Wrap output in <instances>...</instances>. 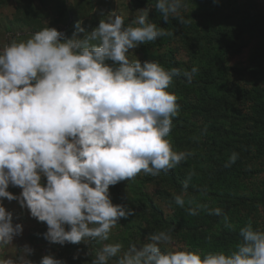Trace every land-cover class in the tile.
I'll return each instance as SVG.
<instances>
[{"label": "clouds", "instance_id": "obj_1", "mask_svg": "<svg viewBox=\"0 0 264 264\" xmlns=\"http://www.w3.org/2000/svg\"><path fill=\"white\" fill-rule=\"evenodd\" d=\"M185 7L186 0L154 3L163 21L179 24L186 22ZM152 9H138L128 24L110 11L90 31L77 21L71 37L47 25L0 47V199L17 201L44 222L49 243H101L90 264H264V229L251 223L239 228L240 239L229 252L189 250L175 241L171 228L126 248L103 243L121 218L135 215L112 203L110 186L141 173H168L193 155L174 151L168 139L180 108L169 88L179 76L190 83L198 69L166 70L157 61L129 56L140 44L173 35L149 18ZM237 159L231 153L225 167ZM194 174L174 195L181 208ZM10 185L21 189L19 195L7 190ZM201 209L233 227L220 207L198 204L186 211L195 216ZM14 218L0 203V264H37L27 244L4 254L23 231ZM38 264L67 261L49 253Z\"/></svg>", "mask_w": 264, "mask_h": 264}, {"label": "rangeland", "instance_id": "obj_2", "mask_svg": "<svg viewBox=\"0 0 264 264\" xmlns=\"http://www.w3.org/2000/svg\"><path fill=\"white\" fill-rule=\"evenodd\" d=\"M251 1L256 11L264 13V0ZM244 2L186 0V7L181 10L186 22L179 24L173 19L163 21L154 9L155 0H0V47L27 39L47 25L68 37L77 21L90 31L113 10L123 15L128 24L136 11L148 4L153 6L149 18L173 35L130 49V58L154 60L166 70L198 69L190 83L179 76L169 88L177 96L180 108L168 139L174 151H191L193 155L168 173H141L133 180L110 186L112 203L126 205L135 215L121 218L109 240L103 243L119 242L126 248L130 242H142L149 233L171 228L175 241L189 250L201 254L229 252L240 239V227L251 223L254 228L264 229V153L249 142L250 132L254 134L260 127L251 120L256 114L248 112L264 94V74H257L253 68V51L260 41L259 33L264 32V22L246 24L240 20ZM101 11L104 16H100ZM221 97V105L215 104V99ZM233 152L238 159L225 167ZM170 172L175 175V182L169 179ZM193 172L188 181L191 190L181 208L175 204L174 195ZM7 190L14 195L21 191L11 185ZM0 203L18 217L13 222L23 227L22 234L5 249V255H13L15 248L27 244L34 249L30 259L37 264L49 253L67 264H90L102 246L95 241L49 243L42 235L47 230L44 222L32 218L15 200L4 198ZM198 204H206L209 209L220 207L233 227H226L222 216L209 215L203 209L195 216L189 215L186 209ZM152 205L162 211V220L152 212ZM74 254H78L75 260Z\"/></svg>", "mask_w": 264, "mask_h": 264}, {"label": "trees", "instance_id": "obj_3", "mask_svg": "<svg viewBox=\"0 0 264 264\" xmlns=\"http://www.w3.org/2000/svg\"><path fill=\"white\" fill-rule=\"evenodd\" d=\"M242 11L240 13V20H243L246 22L251 23H257V22H264V13L258 12L254 9V5L251 0H245L244 3H242L241 6ZM252 28H256L252 27ZM251 28V29H252ZM261 31V30H258ZM260 41L258 45L256 46L255 50L253 51L255 56V64L253 65V68L256 69L257 74H264V32L259 33ZM223 97L216 98L215 104L221 105ZM261 101H257L252 107L249 108V113L256 114V117H251V120L256 124L255 126L260 127V129L256 133L250 132L249 136L252 138L249 139V142L256 145V149L259 151V153H264V94L262 96H259ZM225 102V101H224ZM218 109H221V106L218 107ZM216 109V110H218ZM169 179L173 182L176 181L175 175L170 172L169 173ZM179 187V186H178ZM181 188V187H180ZM188 190H191L188 188ZM153 206V205H152ZM152 212L160 219H163V214L160 209L153 206Z\"/></svg>", "mask_w": 264, "mask_h": 264}]
</instances>
